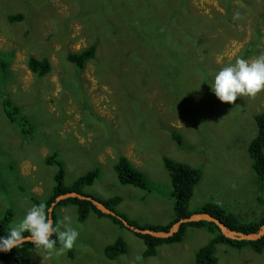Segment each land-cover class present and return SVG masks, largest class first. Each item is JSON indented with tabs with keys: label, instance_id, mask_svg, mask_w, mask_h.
<instances>
[{
	"label": "rangeland",
	"instance_id": "374dc122",
	"mask_svg": "<svg viewBox=\"0 0 264 264\" xmlns=\"http://www.w3.org/2000/svg\"><path fill=\"white\" fill-rule=\"evenodd\" d=\"M15 13L25 18L11 20ZM146 31L151 43L141 34ZM94 43L96 61L86 69L69 60V52ZM261 53L264 0H0V59L9 61L0 62V219L10 217L5 233L32 206L36 185L44 198L53 193L57 170L46 158L54 151L66 161L67 185L99 168L82 190L100 200L120 196L113 210L138 226L162 229L176 217L179 198L166 157L202 170L190 210L216 202L242 221L258 220L264 203L249 145L258 133L264 90L232 103L216 96L211 101L205 90L224 65ZM31 56L48 57L50 73L38 79ZM191 88L204 89L199 108L182 102L187 94L199 103ZM121 155L145 175L147 188L120 183L115 165ZM63 206L55 208V224L70 217L79 236L62 254L35 248L31 257L39 264H196L197 252L214 237L189 227L181 242L162 244L148 256L141 232L93 210L81 219L76 204ZM118 238L127 252L111 258L106 248ZM215 252L219 264H264V250L250 244L220 242Z\"/></svg>",
	"mask_w": 264,
	"mask_h": 264
},
{
	"label": "trees",
	"instance_id": "16d2710c",
	"mask_svg": "<svg viewBox=\"0 0 264 264\" xmlns=\"http://www.w3.org/2000/svg\"><path fill=\"white\" fill-rule=\"evenodd\" d=\"M144 2L142 5H144ZM122 3V2H120ZM125 11L131 13L132 10L130 7H126ZM129 16V15H128ZM11 20H23L25 18V14L22 13H15L9 16ZM133 27V26H132ZM137 30V29H136ZM139 33V30H137ZM142 31V30H141ZM145 40L148 43L151 39L149 31L141 33ZM97 51L96 43L82 49L78 52H69L68 57L71 62H73L76 66L80 69H86L87 62L90 60H95V55ZM179 57V56H178ZM177 57V59H178ZM2 64L8 65L9 61L6 58L0 59ZM29 67L30 69L38 75V79H41L48 73H50L52 69V64L48 57L39 59L35 56H31L29 58ZM153 67L152 65H150ZM167 72V68L162 69ZM7 73V72H5ZM169 74V73H168ZM84 88V86H83ZM204 89H198V91H194L191 88V96L195 98L199 103L188 101L187 94L183 95L182 102L183 104H188L187 108H199L202 96H200V92H203ZM209 93H208V92ZM206 94L210 96L211 101L214 99V93L209 90H205ZM85 94V93H84ZM210 94V95H209ZM87 96V95H85ZM89 101L85 103V105L92 106L90 101V96H87ZM84 106V105H83ZM22 110V108H18ZM18 110V112H19ZM175 110V109H174ZM94 113V110H91ZM255 119L258 124V133L256 137L250 142L249 145V153L251 158L254 162V169L257 172L258 181L260 182V190L262 191V195L259 197V200L264 203V110L255 116ZM27 121L25 116L23 117V122ZM26 132H29L26 128L24 129ZM173 138L178 142L182 143V137L178 134V132L173 131ZM46 163L52 166H56L57 173L55 175V186L53 188V193L51 196L46 198H39L38 196H33L35 199L36 204H44L47 210H50L52 203L56 200V198L62 194H65L70 191L82 192L86 194L81 185L83 183H93L94 180L99 176L100 170L96 168L95 170H89L84 175L78 177L73 184L67 185L65 183V172H66V161L59 157V153L54 151L51 155L46 158ZM165 165L167 169L170 171L171 178H172V185L174 188V194L177 198H179V202L175 205V212L176 217L170 221L167 225L160 227L162 230H169L172 225L177 222L178 220L188 217L195 212H207L215 217H218L222 220L227 226L234 230L242 231V232H256L259 230L260 226L264 223V213L258 220H251V221H242L239 219L234 212L227 210L222 205L216 202H206L204 205L199 207L197 211H192L189 208V200L192 196L193 188L195 184L199 182L202 177V170L198 167L192 166L186 162L176 161L170 157L165 158ZM116 173L118 176V180L122 184H135L143 188L148 187L147 178L145 175L135 167L129 160V158L125 155H121L115 165ZM89 195V194H87ZM93 198H96L92 196ZM98 199V198H97ZM122 201L120 196H115L110 200H104V203L110 207L114 208L115 204H119ZM74 203L77 205L79 210V218L85 219L88 214L93 210L95 211L100 217H109L112 221L117 224H120L123 227H127L124 222L128 220L132 223L128 218L123 216L122 214L118 213L120 218L117 215H112L103 212L101 209L97 207L90 199L87 198H80V197H67L61 199L55 206L58 207L60 205ZM8 214H10L8 212ZM54 225H55V216L56 213L54 211ZM10 220L9 215H6L4 218L0 219V236L7 235L6 229L7 224ZM134 224V223H132ZM136 225V224H134ZM140 228H148L154 230H161L157 225H149L147 227H141L136 225ZM189 227H196V228H205L210 231L214 237L212 240L209 241L206 245H204L200 250L197 252L196 255V264H219L218 257L216 256L215 247L217 243L226 242V244L233 246V247H243L244 245H251V248L256 252L261 253L264 250V236L258 240H246V239H233L227 237L223 234L220 227L215 222H210L207 220H200V221H190L185 222L181 225L179 231H177L174 235L169 237H157L149 233H139L142 235L144 242L147 246L145 255L153 256L158 253V247L162 244H170L181 242L183 236L185 235L186 231ZM27 235V233L25 234ZM55 235L53 239H55ZM127 245L123 242L121 238H118L114 243H110V245L106 248V254L114 258L119 254L127 252ZM35 250V247L31 243H26L22 248L17 249L13 248L10 252H0V261L5 264H39L35 262L31 254Z\"/></svg>",
	"mask_w": 264,
	"mask_h": 264
},
{
	"label": "clouds",
	"instance_id": "9594fccd",
	"mask_svg": "<svg viewBox=\"0 0 264 264\" xmlns=\"http://www.w3.org/2000/svg\"><path fill=\"white\" fill-rule=\"evenodd\" d=\"M209 85L221 102L232 103L238 96H255L264 90V53L250 60L236 58L234 63L226 64L216 71ZM97 200L104 203V200ZM78 236L79 232L72 226L70 217L66 216L54 225L45 205L33 204L22 218L9 225L7 235L0 236V252H10L13 248L20 249L26 243H31L35 248L50 254H62L73 248Z\"/></svg>",
	"mask_w": 264,
	"mask_h": 264
},
{
	"label": "water",
	"instance_id": "95a60500",
	"mask_svg": "<svg viewBox=\"0 0 264 264\" xmlns=\"http://www.w3.org/2000/svg\"><path fill=\"white\" fill-rule=\"evenodd\" d=\"M71 196L80 197V198H84V199L85 198L90 199L103 212L119 216L115 210L109 208L103 202H101L97 199H94L92 196L90 197V196L85 195L81 192L71 191V192H67L65 194L58 196L56 198V200L52 203V205L50 207V213H51L53 221H54L53 213H54V208H55L56 204L61 199L71 197ZM119 217L122 218L121 216H119ZM200 220H207L210 222L211 221L215 222L220 227L221 231L223 232V234L225 236L233 238V239L258 240L264 236V223L260 226L259 230L256 232H250V233L242 232V231H238V230H234V229L230 228L222 220H220L218 217H215L214 215L207 213V212H195L188 217H184V218L178 220L177 222H175L169 230L141 229V228L136 227L135 225H132L130 222H128L125 219H124V222L126 223V225H128L130 228H132L133 230H135L137 232L149 233V234H152V235L157 236V237H169L171 235H174L177 231H179V229L181 228V225L183 223L190 222V221H200Z\"/></svg>",
	"mask_w": 264,
	"mask_h": 264
},
{
	"label": "crops",
	"instance_id": "0c3cea01",
	"mask_svg": "<svg viewBox=\"0 0 264 264\" xmlns=\"http://www.w3.org/2000/svg\"><path fill=\"white\" fill-rule=\"evenodd\" d=\"M62 159H64V158H62ZM36 167V166H35ZM37 168V167H36ZM41 189V190H40ZM34 193H32V199L33 200H35L34 198H33V196L35 195V196H39L40 198H44V189L42 188V187H40L39 185H36L35 186V188H34ZM33 200H32V205L33 204H35V201L33 202ZM62 207H64V206H62Z\"/></svg>",
	"mask_w": 264,
	"mask_h": 264
},
{
	"label": "bare ground",
	"instance_id": "6f19581e",
	"mask_svg": "<svg viewBox=\"0 0 264 264\" xmlns=\"http://www.w3.org/2000/svg\"><path fill=\"white\" fill-rule=\"evenodd\" d=\"M71 192V191H70ZM71 197H74V196H71ZM50 211V210H49ZM54 211H55V208H54ZM139 228V227H138ZM4 253H6V252H4Z\"/></svg>",
	"mask_w": 264,
	"mask_h": 264
},
{
	"label": "flooded vegetation",
	"instance_id": "af4514ba",
	"mask_svg": "<svg viewBox=\"0 0 264 264\" xmlns=\"http://www.w3.org/2000/svg\"><path fill=\"white\" fill-rule=\"evenodd\" d=\"M174 219V218H173ZM173 226V225H172ZM162 230V229H161Z\"/></svg>",
	"mask_w": 264,
	"mask_h": 264
}]
</instances>
